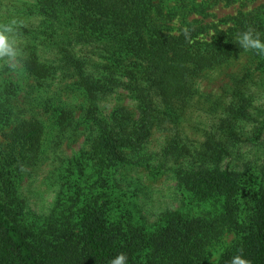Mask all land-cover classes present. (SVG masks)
I'll use <instances>...</instances> for the list:
<instances>
[{
	"label": "trees",
	"instance_id": "1",
	"mask_svg": "<svg viewBox=\"0 0 264 264\" xmlns=\"http://www.w3.org/2000/svg\"><path fill=\"white\" fill-rule=\"evenodd\" d=\"M37 1L51 19L59 9L66 10L84 41L103 42L110 53L111 65L102 67L104 72L97 77L75 62L80 86L88 96L108 95L121 88L137 108L135 113L116 108L110 115V127L92 139L85 156L91 172L82 180L84 166L77 163L79 177L63 188L65 204L58 211L57 223L28 222L17 193L22 167L38 157L41 123L24 120L1 135L0 264H111L122 253L127 264H204L206 247L224 230L236 232L238 238L218 264H232L236 256L250 264H264V190L249 193L251 214L243 216L238 200L248 192V183L239 173L220 168L229 149L215 135L208 136L202 149L194 153L177 140L167 150L187 161L178 171V184L199 203H212L216 213L211 218L167 212L154 227L135 222L119 197L114 177L122 153L140 151L148 142L159 115H154L157 108L152 97L164 108L187 97L191 76L246 50L239 43L243 32L252 29L264 41L262 13H238L229 18L227 30L201 41L202 31L191 26L176 35L166 33L160 20L169 16L153 0ZM23 62L29 75L37 79L51 74V67L39 62L33 52ZM12 95L10 85L0 89V129L9 123Z\"/></svg>",
	"mask_w": 264,
	"mask_h": 264
},
{
	"label": "rangeland",
	"instance_id": "2",
	"mask_svg": "<svg viewBox=\"0 0 264 264\" xmlns=\"http://www.w3.org/2000/svg\"><path fill=\"white\" fill-rule=\"evenodd\" d=\"M153 2L160 3L164 16H169L160 20L166 33L176 35L191 26L202 31L198 35L201 41L227 30L229 18L238 13L257 10L264 17V0ZM40 7L37 0H0V27H13L20 53L14 60L0 58V89L10 85L13 91L9 123L0 129V141L1 135L24 120H36L43 127L38 157L22 167L17 180L24 218L38 225L59 221L58 211L65 204L63 188L79 177L77 163L83 164L82 180H87L91 163L85 156L92 139L110 127L111 113L118 107L132 113L137 108L121 88L108 95L88 96L80 86L75 62L97 77L104 72L102 67L111 65L110 53L103 42L84 41L66 10L59 9L51 19ZM32 52L39 62L51 67L49 77L37 79L25 70L23 61ZM189 88L187 97L168 108L152 97L157 108L154 115H159L148 142L140 151H124L114 168L126 211L133 213L135 222L148 227H154L167 212L191 218H211L216 213L212 203H199L179 186L178 171L187 161L168 154L174 140L193 153L202 149L210 135L226 144L229 156L220 168L239 173L248 183V192L238 200L243 216L251 214L249 193L264 190V54L256 50L235 54L191 76ZM237 238L236 232L224 230L206 247L204 264H218Z\"/></svg>",
	"mask_w": 264,
	"mask_h": 264
},
{
	"label": "clouds",
	"instance_id": "3",
	"mask_svg": "<svg viewBox=\"0 0 264 264\" xmlns=\"http://www.w3.org/2000/svg\"><path fill=\"white\" fill-rule=\"evenodd\" d=\"M14 29L11 25L0 27V58L14 60L19 56V50L15 46V39L12 36ZM239 43L246 50H256L264 54V41L261 40L259 33H254L252 29L239 35ZM111 264H127L125 254H120ZM232 264H250L249 261L242 259L241 256L233 258Z\"/></svg>",
	"mask_w": 264,
	"mask_h": 264
}]
</instances>
